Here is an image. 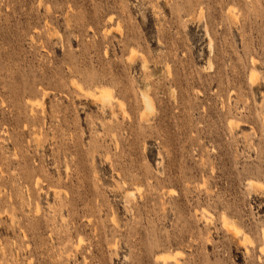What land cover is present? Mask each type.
<instances>
[{
	"label": "rangeland",
	"instance_id": "1",
	"mask_svg": "<svg viewBox=\"0 0 264 264\" xmlns=\"http://www.w3.org/2000/svg\"><path fill=\"white\" fill-rule=\"evenodd\" d=\"M0 264H264V0H0Z\"/></svg>",
	"mask_w": 264,
	"mask_h": 264
},
{
	"label": "bare ground",
	"instance_id": "2",
	"mask_svg": "<svg viewBox=\"0 0 264 264\" xmlns=\"http://www.w3.org/2000/svg\"><path fill=\"white\" fill-rule=\"evenodd\" d=\"M105 89H107V88H105ZM105 89H102V90L100 89V96H101V98L107 96V95H106L107 93L105 94V92H106ZM107 91H108V89H107ZM102 94H103L104 96H103ZM108 95H109V93H108ZM146 98H147V97H146ZM146 100H147V101H146V102H147L146 104H147V106L149 107V108H148V107H147V108L150 109V107H151L150 102H149L148 99H146ZM227 224H228V223H227ZM233 228H234V227H233ZM231 231H232V230H231Z\"/></svg>",
	"mask_w": 264,
	"mask_h": 264
}]
</instances>
